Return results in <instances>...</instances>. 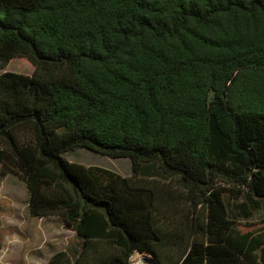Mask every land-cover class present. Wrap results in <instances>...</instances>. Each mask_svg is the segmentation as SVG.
<instances>
[{"label":"trees","instance_id":"trees-1","mask_svg":"<svg viewBox=\"0 0 264 264\" xmlns=\"http://www.w3.org/2000/svg\"><path fill=\"white\" fill-rule=\"evenodd\" d=\"M14 58L33 72L0 73V174L74 233L48 264H264V218L228 210L264 202V0H0Z\"/></svg>","mask_w":264,"mask_h":264},{"label":"rangeland","instance_id":"rangeland-1","mask_svg":"<svg viewBox=\"0 0 264 264\" xmlns=\"http://www.w3.org/2000/svg\"><path fill=\"white\" fill-rule=\"evenodd\" d=\"M30 75L33 67L26 58H14L2 72ZM65 157L83 165L110 169L121 176L131 174L127 158L112 159L86 149H76ZM27 190L23 181L11 173L0 174V264H48L51 256L68 247H74V233L64 227L57 217L34 219L26 210ZM244 204L245 207H240ZM247 215L244 214V209ZM230 215L240 222L243 231L258 227L264 218V202L253 205L246 196L230 201ZM133 256L132 260H135ZM134 262V261H133ZM137 264V262H136Z\"/></svg>","mask_w":264,"mask_h":264},{"label":"water","instance_id":"water-1","mask_svg":"<svg viewBox=\"0 0 264 264\" xmlns=\"http://www.w3.org/2000/svg\"><path fill=\"white\" fill-rule=\"evenodd\" d=\"M141 257H142V260H143V264H150V263L151 264L152 263L156 264L155 260L150 258V257H148L147 255H142Z\"/></svg>","mask_w":264,"mask_h":264},{"label":"built area","instance_id":"built-area-1","mask_svg":"<svg viewBox=\"0 0 264 264\" xmlns=\"http://www.w3.org/2000/svg\"><path fill=\"white\" fill-rule=\"evenodd\" d=\"M133 256H136L135 260H132L133 259ZM133 256L130 258L131 264H136V262L140 259V257L142 255H140V254H134Z\"/></svg>","mask_w":264,"mask_h":264},{"label":"bare ground","instance_id":"bare-ground-1","mask_svg":"<svg viewBox=\"0 0 264 264\" xmlns=\"http://www.w3.org/2000/svg\"><path fill=\"white\" fill-rule=\"evenodd\" d=\"M137 264H143L142 257H140V259L137 261ZM150 264H151V263H150ZM152 264H155V263H152Z\"/></svg>","mask_w":264,"mask_h":264},{"label":"crops","instance_id":"crops-1","mask_svg":"<svg viewBox=\"0 0 264 264\" xmlns=\"http://www.w3.org/2000/svg\"><path fill=\"white\" fill-rule=\"evenodd\" d=\"M34 219H36V218H34ZM39 220H45V219H39ZM70 247H68V248H65V249H69ZM65 249H63V250H65ZM62 251V250H61Z\"/></svg>","mask_w":264,"mask_h":264}]
</instances>
